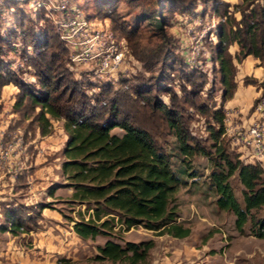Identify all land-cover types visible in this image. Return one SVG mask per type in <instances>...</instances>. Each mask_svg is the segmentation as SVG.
<instances>
[{
  "label": "trees",
  "instance_id": "1",
  "mask_svg": "<svg viewBox=\"0 0 264 264\" xmlns=\"http://www.w3.org/2000/svg\"><path fill=\"white\" fill-rule=\"evenodd\" d=\"M70 1L79 4L78 0ZM93 1L92 12L79 6L89 17L109 19V28L115 37L127 40L132 52L145 61L148 69L161 62L163 71L170 65L167 62L170 57H165L174 48V40L164 27L175 13L190 14L197 7L196 0H164L162 3L125 0L142 2L135 23L139 20L152 23L159 39L152 49L140 47L136 24L129 26L124 22L114 7L116 0ZM27 2L6 0L5 8L10 11L8 16L13 24L10 29L0 28V95L6 85L17 88L14 112L21 119H30L29 125L34 126L40 136L50 133L51 120H62L66 140L61 173L72 188L71 200L86 205L87 212L91 210L87 219L82 216L74 222L73 232L83 240L107 235V230L115 225V218L111 216L115 214L116 224L125 231L139 226L173 238L187 237L190 228L178 222L176 196L187 178L197 176L191 170L190 159L202 156L210 165L207 178L216 207L234 215L237 231L242 232L249 224L250 234L264 240V214L260 213L264 208V171L258 163L245 162L239 154L228 150L223 138L222 106L208 110L207 106L196 103L203 83L187 78L190 89L182 86L180 99L159 82L138 83L133 87L135 97L124 90L113 93L108 83L97 86L95 91L94 85L88 95L81 82L71 78L65 66L70 61L68 48L53 25L40 17L34 19L24 8ZM224 5L221 17L225 19L218 25L216 42L210 50L223 88L221 100L230 99L235 90L233 61L239 62L248 56L258 60L263 78L259 83L257 80L243 83L256 85L264 95V0H242L241 5H233L240 15L238 21L228 15V5ZM17 41L25 49L23 65L33 71V84L22 80L20 73L12 72L2 59L6 51L14 50ZM233 44L237 45V50L231 54L228 48ZM183 61L179 59L180 71L186 67ZM169 80L164 79L167 83ZM160 93H171L169 105L159 99ZM185 104L207 114L213 121L207 128L211 140L208 146L191 134L187 116H184ZM140 109L152 126L159 129L161 124L162 130L142 127ZM115 128L122 133H113ZM165 130L174 138L180 162L185 166L173 168L170 154L158 142L156 137H164ZM235 175L241 185L242 203L236 199L230 184ZM39 208L43 210L46 206L41 204ZM22 209L23 206L16 203L0 202V232L17 236L30 230L33 217ZM153 246L152 240L127 241L121 245L108 239L97 246L96 259L113 264H147Z\"/></svg>",
  "mask_w": 264,
  "mask_h": 264
},
{
  "label": "rangeland",
  "instance_id": "2",
  "mask_svg": "<svg viewBox=\"0 0 264 264\" xmlns=\"http://www.w3.org/2000/svg\"><path fill=\"white\" fill-rule=\"evenodd\" d=\"M162 1L164 0H159L160 3ZM78 2L86 12L94 10L93 0H78ZM241 3L242 0H196L197 7L193 13H175L164 27L167 35L174 40L173 50L165 57L167 59L170 57L167 61L170 65L164 71L161 62H157L152 69H148L145 61L132 52L127 40L115 37L117 41L124 42L128 54L122 67L126 70V75L115 83H108L111 84L112 92L124 90L135 97L133 87L138 83L159 82L162 87L171 89L180 99L183 94L182 86L186 90L190 89L187 82V78H190L189 80L203 83L196 99L197 105H205L208 110L222 106L225 121L228 119H232L233 122L234 120H239V122L242 119L248 120L253 115L252 106L261 95V90L256 85H247L243 82L257 80L259 83L262 80L254 77L255 68L259 67L258 60L255 59L253 63V57L249 56L239 62L233 61L235 90L237 84H242L244 87L253 86L260 92L252 101L230 104L233 95L226 101L221 100L223 88L219 82L217 64L212 61L210 51L216 42L218 25L225 19L221 17L226 7L224 4L228 5V15L230 14V17L238 21L240 15L234 11L233 5H241ZM5 4L0 7V28L2 30L10 29L13 24L9 20L10 11L5 8ZM140 4L142 2L127 3L125 0H116L114 7L126 24L129 26L136 24L139 34L137 41L140 47L153 49L158 45L159 39L152 23L143 20L135 23ZM24 8L34 16V19L40 17L48 20L45 18L47 12L44 8L37 9L35 13L28 4ZM106 22L105 24L110 27V20ZM13 48L14 50L6 51L2 55L5 64L12 72L20 73L22 80L35 83L33 71L23 65L26 55L23 45L17 41ZM236 50V44L228 48L231 54H234ZM193 51L196 58L191 59ZM165 58L163 60H167ZM179 59L184 60L186 64V67H183L184 71L179 69ZM65 66L71 73V78L81 82L82 88L89 95V90L95 84L88 79L84 66H76L70 61L66 62ZM261 75L263 76L262 68ZM164 79L170 80L167 83ZM87 82L92 85H86ZM16 93L17 88L12 84L3 87L1 91L0 134L19 132L23 136L24 147L17 155L12 152L7 160L1 159L0 170L4 168L6 173L9 170L8 173L12 175L20 172L18 174L20 176L16 182L15 180L10 181L8 173L4 176L5 181L0 182V202L22 205V211L33 218L29 223L30 230L26 233L13 236L9 232H0V264H113L106 260L96 259L97 246L102 245L108 239L121 245L127 241L138 243L152 240L154 246L149 252L147 264H264V240L250 234L249 224L245 225L242 232L237 231L234 226V215L216 207L215 195L209 188L207 178L210 165L202 156H194L190 159L191 170L197 176L187 178L176 196L178 222L190 228V234L187 237L173 238L139 226L125 231L116 224L117 216L111 214L115 218V225L112 230H107V235L86 240L79 238L73 232L72 226L82 216L87 219L91 210L87 212L86 205L71 200L72 188L67 185L68 181L61 173V163L64 160L62 150L66 140L62 120H51L50 133L40 136L34 126L29 125L30 119H21L19 114L14 112L13 104ZM170 95L171 93L158 94L159 99L166 105L170 104ZM243 96L247 98L246 94ZM129 108L132 107L129 106ZM183 110L184 116H187L191 134L202 144L208 146L211 140L207 128L208 124H213V121L207 114L200 113L188 104L183 105ZM138 116L142 127L151 126L154 130H162L161 124L158 125L159 129L151 125V121L149 122L145 117L142 109L138 112ZM154 121L157 122V119ZM112 132L121 134L122 130L115 128ZM166 132L167 130L165 134ZM156 138L170 154L173 168L180 165L185 166L180 162L181 158L175 149L172 136L166 134L164 137ZM223 138L230 152L239 154L245 162H251L244 149L232 146L227 135ZM3 139L7 141L6 136ZM230 184L236 199L242 203L241 185L236 175L230 179ZM41 204L46 208L40 209ZM260 213L264 214V208Z\"/></svg>",
  "mask_w": 264,
  "mask_h": 264
},
{
  "label": "built area",
  "instance_id": "3",
  "mask_svg": "<svg viewBox=\"0 0 264 264\" xmlns=\"http://www.w3.org/2000/svg\"><path fill=\"white\" fill-rule=\"evenodd\" d=\"M6 0H0V7ZM25 1V0H16ZM33 12L44 8L45 18L54 27L59 39L69 51V60L74 65H82L87 77L98 85L115 83L126 75L123 64L127 58V48L123 41H117L107 23L98 21L75 2L70 0H28ZM104 22V23H103ZM194 51L197 52L196 49ZM191 52V59L196 58ZM253 119L224 120L225 133L230 144L244 149L251 162L264 165V95H260L252 106ZM240 119V118H239ZM7 138L4 141L3 137ZM23 136L15 131L0 134V160L17 155L24 147Z\"/></svg>",
  "mask_w": 264,
  "mask_h": 264
},
{
  "label": "crops",
  "instance_id": "4",
  "mask_svg": "<svg viewBox=\"0 0 264 264\" xmlns=\"http://www.w3.org/2000/svg\"><path fill=\"white\" fill-rule=\"evenodd\" d=\"M248 58H249V56H248ZM255 61H256L255 58H253L252 62L255 63ZM254 77L258 80H261L263 78V76L261 75V68L260 67L255 68ZM259 92L260 91L256 90V88L253 86L244 87L242 84H237L236 90L233 94V98L231 99L230 104H232L233 102L239 104L242 101L243 102H246L248 100L252 101L253 99H255L259 95ZM244 94L247 95V98H244V96H243ZM251 116H250L251 118L249 117V119L254 118V114ZM4 170H5L4 168H3V170H0V182L5 181L6 177L4 178V176L9 172V170H7L8 172L6 173V172H4ZM263 171H264V165H263ZM18 174H20V172ZM18 174L16 172L13 175L8 173V175L10 176L9 177L10 181L15 180V182H16V179H18L20 176V175L18 176Z\"/></svg>",
  "mask_w": 264,
  "mask_h": 264
}]
</instances>
